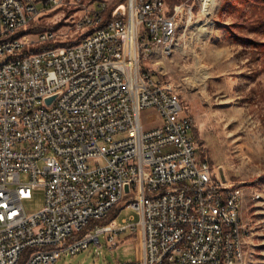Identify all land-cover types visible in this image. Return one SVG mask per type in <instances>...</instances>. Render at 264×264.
<instances>
[{"label":"built area","instance_id":"2783aa9c","mask_svg":"<svg viewBox=\"0 0 264 264\" xmlns=\"http://www.w3.org/2000/svg\"><path fill=\"white\" fill-rule=\"evenodd\" d=\"M96 1L0 0V264H56L101 234L118 247L126 233L140 236L143 251L120 264H243V188L219 171V186L208 185L212 165L187 136L181 95L142 67L157 52L168 60L171 49L188 46L189 36L173 41L172 31L182 29L179 20L194 21V8ZM201 2L206 16L214 0ZM68 3L84 6L74 42L59 41L55 30L13 38L42 11ZM44 45L53 47L32 52ZM146 111L158 123L146 126ZM38 188L45 205L29 213L24 202ZM217 203H225L226 219L215 216ZM120 204L139 220L78 236Z\"/></svg>","mask_w":264,"mask_h":264},{"label":"rangeland","instance_id":"374dc122","mask_svg":"<svg viewBox=\"0 0 264 264\" xmlns=\"http://www.w3.org/2000/svg\"><path fill=\"white\" fill-rule=\"evenodd\" d=\"M83 1L86 7H97L99 3ZM166 1L169 6L188 3L194 8V21L186 24L181 20L182 29L178 30V41L189 36L188 46L177 49L184 51L181 64L172 62L174 56L165 60L154 55L142 60V67L151 70L155 78L170 82L182 96L193 120L192 134L197 137L194 140L199 144V156L208 157L215 172L223 168L227 181L243 188V264H264V4L260 0H214L208 17L201 14V0ZM82 8L83 5L74 3L54 6L42 11L33 25L55 30L59 41L72 43L78 34L71 27L81 17ZM234 27L244 42L227 36ZM190 31L200 33L198 42L191 43ZM34 35L27 31L24 41H32ZM142 121L152 126L159 118L146 111ZM44 205L42 188L24 202L29 213L40 211ZM131 217L138 221L140 215L125 208L116 221L121 225ZM107 239V234H101L98 242L75 255L61 253L56 264H120L140 260L143 248L139 235H120L118 247L110 246Z\"/></svg>","mask_w":264,"mask_h":264},{"label":"trees","instance_id":"16d2710c","mask_svg":"<svg viewBox=\"0 0 264 264\" xmlns=\"http://www.w3.org/2000/svg\"><path fill=\"white\" fill-rule=\"evenodd\" d=\"M259 3H263L264 4V0H260ZM119 4V2L115 3L109 10V12L106 14V21L104 23L103 26L106 25V23L108 21H110L111 19V13L113 11V9ZM176 3H172V5H175ZM34 24V23H33ZM33 24H31L29 26V28L27 29V31H29L31 34H39L41 32H44L46 31L47 29H44L42 27H37V26H34ZM27 31H20L19 33H17L13 38H22L24 36V34L27 32ZM227 36L236 40L237 42H244V39H241L238 35H237V31H236V28H231L228 30V33H227ZM53 45H44V46H39L35 49H32V52L34 53H37V52H41V51H44V50H48L50 48H52ZM27 54V53H26ZM194 133H195V129H194ZM195 137H196V134H194ZM197 138V137H196ZM123 207L122 205H118L116 208H114V210L110 213L109 217L102 220V221H98V222H91L90 225L88 226V230H93L95 229L96 226H101V227H104V226H107L109 225L111 222L115 221L117 216L121 213ZM86 229V230H87ZM86 232H81L78 236L81 237L82 235H84ZM25 260V257L23 258L22 260V263L24 262Z\"/></svg>","mask_w":264,"mask_h":264},{"label":"bare ground","instance_id":"6f19581e","mask_svg":"<svg viewBox=\"0 0 264 264\" xmlns=\"http://www.w3.org/2000/svg\"><path fill=\"white\" fill-rule=\"evenodd\" d=\"M213 5H214V2H212L210 9L207 10L206 16L209 17L212 14L211 10L213 8ZM201 10H205V2H202ZM180 21L181 20H179V27L183 23L182 21H181L182 23H180ZM183 21H186V20H183ZM172 40L178 41V30L172 31ZM176 51L177 49H171V58L174 56ZM169 94H176L175 87H169ZM184 126L187 127V136H191L194 140L195 136L194 134H192L194 133V126H193V120L191 117H184ZM207 180H208V185L219 186L218 173L215 172L212 166L211 168L207 169ZM215 216H217V219H226L225 203H217V205H215ZM243 259H244V252H243Z\"/></svg>","mask_w":264,"mask_h":264},{"label":"crops","instance_id":"0c3cea01","mask_svg":"<svg viewBox=\"0 0 264 264\" xmlns=\"http://www.w3.org/2000/svg\"><path fill=\"white\" fill-rule=\"evenodd\" d=\"M226 34V33H225ZM200 33L198 31H192L191 32V38H192V41L191 43L193 42H198L199 38H200ZM225 36V35H224ZM182 54H184V51L183 50H179L176 52V54L174 55V57L172 58V62L173 63H176V64H181V60H182ZM157 56L160 57V53L157 52L156 53ZM159 78V77H158ZM182 97V96H181ZM183 99V98H182Z\"/></svg>","mask_w":264,"mask_h":264},{"label":"water","instance_id":"95a60500","mask_svg":"<svg viewBox=\"0 0 264 264\" xmlns=\"http://www.w3.org/2000/svg\"><path fill=\"white\" fill-rule=\"evenodd\" d=\"M57 97L58 95H55L54 97L47 99L48 104L51 105ZM218 171H219L222 181L227 182V177H226V174L223 168L220 167ZM126 192H129V186H126Z\"/></svg>","mask_w":264,"mask_h":264}]
</instances>
